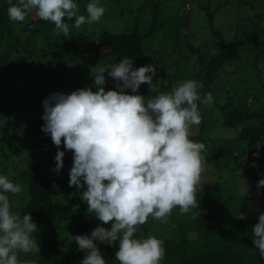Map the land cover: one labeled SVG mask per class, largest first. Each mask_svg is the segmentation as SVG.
Listing matches in <instances>:
<instances>
[{
	"label": "trees",
	"instance_id": "1",
	"mask_svg": "<svg viewBox=\"0 0 264 264\" xmlns=\"http://www.w3.org/2000/svg\"><path fill=\"white\" fill-rule=\"evenodd\" d=\"M150 1L153 14L144 32L139 31L138 23L132 29L121 32L99 30L88 24L75 29L72 27L74 20L66 19L64 22L69 24L70 32L64 36L56 35L55 25L40 20L34 10L29 14L30 18L22 23L10 21L7 0H0V69L10 65L20 49L26 51L25 58H30L28 45L21 44L28 38L29 43L33 40L35 43L41 37L42 47L38 57L51 58L56 53L66 61L76 60L78 67L85 70L84 77L79 73L86 87L92 86V77L96 75L89 68L92 62L97 63L98 69L116 64L123 58L132 59L134 67L148 64L155 67L157 73L152 83L142 84L138 89V94H145L147 98L169 92L179 82L189 79L197 81L202 86L198 90L201 97L211 92L214 101L210 107H199H207L210 115L217 111L223 129L220 135L208 139L206 133L212 125L201 114L199 132L189 137L194 142L205 144L206 151L202 152L204 161L217 174V180L211 187H197L196 199L199 207L206 211L200 217L191 219L190 214L181 215L179 208H174L167 223L158 221L164 227V232L151 229L157 220L150 217V224L147 222L138 226L134 238L143 239L149 237V233H155L156 238L163 241L165 249L160 264H260L262 260L252 243L251 234L258 215L254 212L247 214L245 209L253 197L249 193V186L258 190V180L264 179V164L257 168L264 158V0H236L238 9L232 26L235 32L229 41L222 29L212 23L218 9L202 4L209 23L206 27L210 28L213 36L210 39L203 36L202 40L208 39L197 44L190 36L187 39V35L183 34L182 38L180 22L188 23L190 20L191 13L188 11L192 6L186 7L189 1L181 2L188 10L187 14L172 18L159 16V1ZM74 2L80 7L78 14L85 15L86 4L91 0ZM242 22L246 23L243 29L247 30L244 38L240 37L239 30ZM159 30L163 32L162 47L147 50L145 39ZM90 41L95 44L93 49L102 51L96 53V50L78 48L79 45H89ZM176 52L179 54L174 56ZM229 53L239 59L243 57L251 75L238 76L234 72L233 77H224L229 74L226 66L233 62ZM88 72L91 74L89 77L85 76ZM113 85L114 81H107L105 90L113 88ZM144 86L146 89L156 86V89L147 93L143 90ZM76 89L72 85L61 92L68 94ZM127 91L130 93V90ZM11 96L7 86L0 89V119L8 121L13 114ZM43 124L44 121L40 119L19 131L11 128L7 136L0 131V175L7 176L22 188L19 194H7L13 205L12 211L21 216L30 214L38 227L34 235L40 251L32 256L45 264H80L84 253L78 250L72 237L90 235L98 224L110 228L111 223L103 225L95 217L89 216L86 203L81 201L83 190L68 186L72 153L66 151L63 145L60 148L65 151L63 168L59 174L51 171L55 167L57 148L50 136L41 131ZM12 160L24 164L17 172L21 173L19 176L8 171V163ZM228 175H237L238 184L228 186ZM242 189H245L244 192H240ZM258 192L264 196V187ZM193 211L198 212L199 209ZM241 214L246 218L240 219ZM97 246L107 264H118V261H109L110 254L118 250V243L105 246L97 242Z\"/></svg>",
	"mask_w": 264,
	"mask_h": 264
},
{
	"label": "clouds",
	"instance_id": "2",
	"mask_svg": "<svg viewBox=\"0 0 264 264\" xmlns=\"http://www.w3.org/2000/svg\"><path fill=\"white\" fill-rule=\"evenodd\" d=\"M7 3L10 21L22 23L34 10L40 20L55 25L56 35L64 36L70 32L66 19L74 20L72 27L81 29L100 22L105 12L97 0L86 4V15L78 14L74 0ZM92 71L96 72L92 86L68 94L49 93L42 101L41 116V131L57 148L51 171L59 174L63 168V145L72 153L68 186L83 190L81 201L86 203L89 216L103 225L111 223L110 228L98 224L90 235L72 237L84 253L80 264H107L97 242L107 246L118 243L114 254L118 264H160L165 256L163 241L154 236L137 239L134 234L150 216L167 223L177 207L181 215L190 214L191 219L206 211L196 199L206 147L189 137L193 126L202 122L199 105L210 107L214 103L212 93L201 97L198 90L202 86L189 79L146 99L138 89L142 84L150 85L157 71L152 64L134 67L130 58ZM107 78L114 85L105 90ZM261 187L264 179L257 182V189ZM21 191L20 185L0 175V264H23L18 258L21 253L40 251L34 235L38 227L31 215L12 211L7 194ZM256 211L252 243L264 260V212ZM245 218L240 215V219Z\"/></svg>",
	"mask_w": 264,
	"mask_h": 264
},
{
	"label": "rangeland",
	"instance_id": "3",
	"mask_svg": "<svg viewBox=\"0 0 264 264\" xmlns=\"http://www.w3.org/2000/svg\"><path fill=\"white\" fill-rule=\"evenodd\" d=\"M157 1H159V16H168L170 18L178 17L177 15L179 14H181L182 16L187 14L186 12L188 10L185 8V5H181V2L183 1L186 3V1H189L192 6L191 11H188V13H191L190 20L188 23L180 22L182 27V38L183 34L187 35V39L191 37V40L196 44L198 42L204 43L206 39H210L213 36L210 32V28L206 27V25H208L209 23L208 19L206 18L205 9L201 7L202 4H209L212 8L218 9L214 15L212 23L214 26L222 29L223 34L228 39V41L231 39V36L235 32V29H233L232 26L235 20L234 17L236 14V10L238 9L236 0ZM97 3L105 8V12L100 22L93 23L90 26L99 30L108 29L112 32H121L124 30L132 29L133 27H135L136 23H138L137 28L140 32H144L148 27L151 16L153 14V6L150 0H97ZM78 8L80 9V7ZM29 14L26 16V18H30ZM184 25H188V27L186 28ZM244 26H246L245 22H242L239 25L240 34L242 35L240 36L241 38H244L247 33V30L243 29ZM203 36H206L208 38L202 40ZM162 39V30H159L147 37L145 39V46L147 47V50L152 51L154 49H160L163 43ZM28 41L23 42L21 46L28 45V53L31 54L30 58H25L24 55L26 51L20 49L18 56L14 58L13 62L10 65L3 66L1 68L2 70L0 69V73H2L0 75V89L7 86L8 91L12 94L11 97L14 102L13 114L8 119V121L5 118L0 119V131L4 134V136H7L10 133L11 128L19 131L23 126H27L29 124L33 125L39 122L43 113L42 101L49 95V93L61 92L63 89H65V87L72 85L77 87L78 89L86 87V84L83 82L85 70H81L78 67L76 60L73 59L72 61H66L63 58L58 57L56 53L53 54L54 56H51V58L40 59L38 56L40 55L42 47V38L39 37L35 43H33L34 40L31 41L32 44ZM229 46L228 49L230 50L231 48ZM93 47H95V44L92 41H90L89 45L83 47H81L80 45L78 46V48L86 50H96V53L102 51V49H93ZM206 47L207 45L204 46V48ZM177 54L179 53L176 52L174 56H176ZM229 56L233 57V62H230L226 66L227 72L229 74L225 75L224 77L230 75V77H233L234 72L238 76H248V74L251 73L248 71L250 67L244 62L243 57L239 59L232 53H229ZM94 67H97V63L92 62L89 65V68L92 69ZM79 72H81L83 77ZM89 75H91L90 72H88V74H85V76L88 77ZM107 81L113 80L107 78ZM145 89L146 87L144 86L143 90L148 93L149 91L155 90L156 86L149 89L147 88L146 90ZM143 96L147 98L145 94ZM199 111L200 114H204V116H206L208 122L212 125V127L206 133L207 138L212 140L215 136L220 135L223 129L220 126L219 113L216 111L210 115L208 113L207 107H199ZM199 126H193V128L191 129V134L198 133ZM263 164L264 158L263 163L257 166V168L259 169ZM23 165L24 164L19 163L16 160L9 161L8 171L10 174H18L17 172L21 171ZM203 168L204 170L201 174L199 186H205L209 188L213 185L214 182H216L217 174L215 170L210 167L205 161ZM20 174H18V176ZM226 180L227 185L232 186V184H238L239 177L237 175H228ZM244 190L245 189H242L240 190V192H244ZM249 193H251L253 197L249 206H247L245 209L246 213L250 214L251 212H254L258 215V212L256 211L257 209L260 212H264V196H261V194L258 192V190H256V188H254V186H249ZM244 194L245 193H243V195ZM150 217L148 218L149 224ZM151 229H153V231H163L164 227L159 224L158 221H156L155 224L151 225ZM149 236L156 237L155 233L152 232L149 233ZM104 245L107 246L106 244ZM114 254H110V262L115 260ZM32 255L33 253H21L20 260L23 261V264H45L40 261L41 259L33 257ZM260 264H264V260H262Z\"/></svg>",
	"mask_w": 264,
	"mask_h": 264
},
{
	"label": "built area",
	"instance_id": "4",
	"mask_svg": "<svg viewBox=\"0 0 264 264\" xmlns=\"http://www.w3.org/2000/svg\"><path fill=\"white\" fill-rule=\"evenodd\" d=\"M186 7H189V4H186Z\"/></svg>",
	"mask_w": 264,
	"mask_h": 264
}]
</instances>
